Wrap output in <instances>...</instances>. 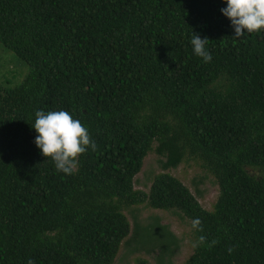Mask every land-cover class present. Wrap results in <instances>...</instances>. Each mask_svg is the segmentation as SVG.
<instances>
[{"label":"trees","instance_id":"trees-1","mask_svg":"<svg viewBox=\"0 0 264 264\" xmlns=\"http://www.w3.org/2000/svg\"><path fill=\"white\" fill-rule=\"evenodd\" d=\"M222 7L0 0V42L29 65L20 84L0 83V264H113L131 231L124 211L142 203L200 218L193 241L207 242L183 264H264V31L234 38ZM193 33L208 38L210 62ZM41 109L70 112L94 141L71 175L33 142ZM152 150L164 170L199 161L218 185L212 209L167 172L134 189ZM152 224L166 246L137 242ZM132 240L177 246L157 218L135 221Z\"/></svg>","mask_w":264,"mask_h":264},{"label":"rangeland","instance_id":"rangeland-1","mask_svg":"<svg viewBox=\"0 0 264 264\" xmlns=\"http://www.w3.org/2000/svg\"><path fill=\"white\" fill-rule=\"evenodd\" d=\"M28 72L27 62L0 42V83L6 86L18 85ZM162 159L154 150L146 155L141 170L134 177V189L148 193L155 175L167 172L187 186L203 208L211 210L217 200L219 189L214 177L203 170L199 161L186 159L177 167L164 170L161 167ZM124 212L130 222L131 231L121 243L113 264H183L192 254L194 229L192 220L183 213L154 209L145 203L132 205ZM156 218L176 237L177 246L173 252L163 254L159 246L151 247L153 243L166 246L170 240L164 229L156 224H152L148 232L140 234L137 239L140 245L151 246H142L134 250L132 234L135 221L147 224L154 222Z\"/></svg>","mask_w":264,"mask_h":264},{"label":"clouds","instance_id":"clouds-1","mask_svg":"<svg viewBox=\"0 0 264 264\" xmlns=\"http://www.w3.org/2000/svg\"><path fill=\"white\" fill-rule=\"evenodd\" d=\"M225 7L221 14L228 18L234 31V38H240L253 32L264 31V0H222ZM208 38L193 33L190 44L195 55L204 62H210L212 55L206 48ZM32 128L36 132L34 144L41 154L50 158L57 171L71 175L77 165V157L94 146L86 126L74 119L66 110H37ZM192 227L202 231L201 220L195 217ZM207 237L200 235L192 242V247H200ZM214 243V242H212ZM27 264H33L29 259Z\"/></svg>","mask_w":264,"mask_h":264}]
</instances>
